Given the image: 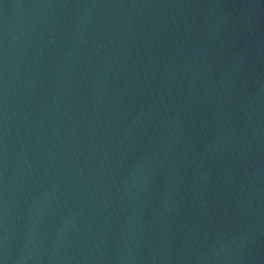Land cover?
Segmentation results:
<instances>
[{
  "label": "water",
  "instance_id": "95a60500",
  "mask_svg": "<svg viewBox=\"0 0 264 264\" xmlns=\"http://www.w3.org/2000/svg\"><path fill=\"white\" fill-rule=\"evenodd\" d=\"M0 264H264V0H0Z\"/></svg>",
  "mask_w": 264,
  "mask_h": 264
}]
</instances>
